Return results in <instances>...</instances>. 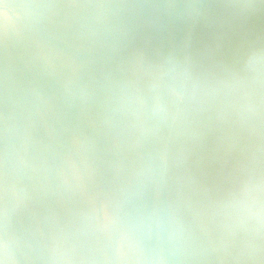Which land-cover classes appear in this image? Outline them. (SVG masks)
I'll return each mask as SVG.
<instances>
[{
    "label": "water",
    "instance_id": "1",
    "mask_svg": "<svg viewBox=\"0 0 264 264\" xmlns=\"http://www.w3.org/2000/svg\"><path fill=\"white\" fill-rule=\"evenodd\" d=\"M250 47L261 0H0L18 264H264L236 204L264 176Z\"/></svg>",
    "mask_w": 264,
    "mask_h": 264
},
{
    "label": "clouds",
    "instance_id": "2",
    "mask_svg": "<svg viewBox=\"0 0 264 264\" xmlns=\"http://www.w3.org/2000/svg\"><path fill=\"white\" fill-rule=\"evenodd\" d=\"M264 3V0H261ZM7 9L8 5L4 6ZM244 7H254V5H244ZM7 19V12L4 13ZM142 55V53H141ZM172 53L165 56V61L172 60ZM243 65L245 68L254 65L252 82L258 88L264 89V48L250 47L243 56ZM5 137L7 135V126L5 124ZM7 165H8V150L5 140L3 151V167H4V185L3 191L5 194V202L3 208L0 209V264H18L16 256V238L9 230V209L7 205ZM245 199L237 201L236 204L240 210L249 218L254 219L257 226V231L264 230V176L255 179H250L245 183L243 188ZM56 258L53 257V260Z\"/></svg>",
    "mask_w": 264,
    "mask_h": 264
}]
</instances>
